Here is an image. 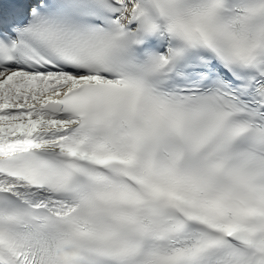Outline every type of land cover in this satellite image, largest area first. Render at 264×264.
I'll list each match as a JSON object with an SVG mask.
<instances>
[{
	"label": "snow or ice",
	"instance_id": "1",
	"mask_svg": "<svg viewBox=\"0 0 264 264\" xmlns=\"http://www.w3.org/2000/svg\"><path fill=\"white\" fill-rule=\"evenodd\" d=\"M0 264H264V0H0Z\"/></svg>",
	"mask_w": 264,
	"mask_h": 264
}]
</instances>
